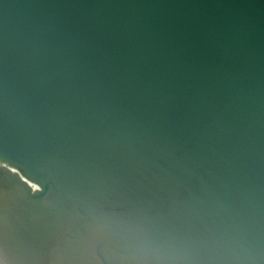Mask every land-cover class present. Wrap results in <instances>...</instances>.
I'll return each mask as SVG.
<instances>
[{
    "label": "water",
    "instance_id": "obj_1",
    "mask_svg": "<svg viewBox=\"0 0 264 264\" xmlns=\"http://www.w3.org/2000/svg\"><path fill=\"white\" fill-rule=\"evenodd\" d=\"M0 264H264V0H0Z\"/></svg>",
    "mask_w": 264,
    "mask_h": 264
}]
</instances>
